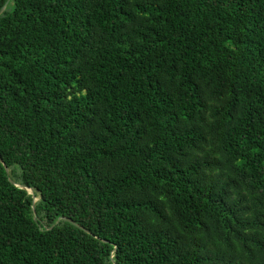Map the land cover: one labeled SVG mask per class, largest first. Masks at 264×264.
<instances>
[{
    "label": "trees",
    "instance_id": "1",
    "mask_svg": "<svg viewBox=\"0 0 264 264\" xmlns=\"http://www.w3.org/2000/svg\"><path fill=\"white\" fill-rule=\"evenodd\" d=\"M0 264H264V0H10Z\"/></svg>",
    "mask_w": 264,
    "mask_h": 264
},
{
    "label": "water",
    "instance_id": "2",
    "mask_svg": "<svg viewBox=\"0 0 264 264\" xmlns=\"http://www.w3.org/2000/svg\"><path fill=\"white\" fill-rule=\"evenodd\" d=\"M9 1H10V0H7L6 3L4 4V6L0 9V15H1V14L3 13V11L5 10V8H6V6H7V4H8ZM5 172H6L7 175L9 174V171H8L7 168H5ZM15 186H18V184H15ZM27 192L32 196V199H33L32 209H33V208H34V203L36 202L37 199L34 197V191H33V189H27ZM34 217H35V215H34ZM61 219L64 220V221H66V222H69V223L75 225V223H74L73 221H71L70 219H68V218H58V219L56 220L55 224H58V222H59ZM79 228L81 229V227H79Z\"/></svg>",
    "mask_w": 264,
    "mask_h": 264
}]
</instances>
